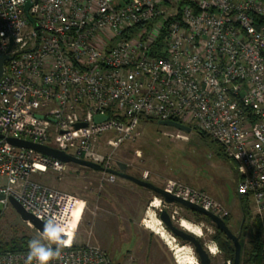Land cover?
Masks as SVG:
<instances>
[{"label":"built area","instance_id":"built-area-1","mask_svg":"<svg viewBox=\"0 0 264 264\" xmlns=\"http://www.w3.org/2000/svg\"><path fill=\"white\" fill-rule=\"evenodd\" d=\"M113 1L0 0V219L12 197L40 221L62 224L72 243L51 264L113 262L98 246L75 244L72 213L83 201L33 180L71 164L6 138L110 169L97 150L104 134L116 145L138 138L146 122L193 126L230 161L251 215L264 217V2ZM98 115L107 118L95 122ZM172 130L168 136L187 139ZM163 189L229 217L202 191L174 181ZM26 255L0 252V264H25Z\"/></svg>","mask_w":264,"mask_h":264},{"label":"rangeland","instance_id":"rangeland-1","mask_svg":"<svg viewBox=\"0 0 264 264\" xmlns=\"http://www.w3.org/2000/svg\"><path fill=\"white\" fill-rule=\"evenodd\" d=\"M121 4V0H114L112 7ZM138 131V138L116 145L114 141L109 143L113 133L104 134L97 149L104 158L102 164L138 179L147 174L144 180L159 188H164L168 181H174L206 193L229 211L227 226L235 236H239L240 224H244L242 242L247 248L250 225L260 217L251 215V205L243 199V207L249 212L247 218L244 217L242 203L236 193V174L219 145L208 137L200 136L193 126L191 132L186 134V140L168 136L174 134L173 130L157 125L156 121L140 124ZM105 178L106 175L102 172L72 164L62 173L48 171L46 174L33 176L34 181L83 201L84 206L78 210L79 214L72 213L76 222L75 244L100 247L113 264H177L173 251L166 242L144 225L148 220H159L161 210L170 215L173 211L177 212L172 219L174 225L178 226L183 219L203 231L200 242L205 247L214 245L216 249V255H210L211 264H230L224 260L212 241L213 228L200 222L194 213L179 206L177 209L174 206H164L154 193L134 184L121 182L120 179L108 183ZM154 198L161 202L158 209L149 206ZM161 226L163 227L162 223ZM166 233L172 237L167 231ZM13 235L39 238L38 233L23 222L9 205L0 219V236L8 241ZM172 238L175 245L188 246ZM191 253L196 264H199L190 248ZM242 258L245 255L241 254Z\"/></svg>","mask_w":264,"mask_h":264},{"label":"water","instance_id":"water-1","mask_svg":"<svg viewBox=\"0 0 264 264\" xmlns=\"http://www.w3.org/2000/svg\"><path fill=\"white\" fill-rule=\"evenodd\" d=\"M28 7H29V4H26L25 9L27 10ZM4 60H5V57L0 58V75L2 71V62ZM38 118H41V116H38ZM106 118L107 117L105 115H98L94 117V121L100 122V121L106 120ZM157 125L161 127L179 130L186 134H189L191 132V129L189 127L181 125L173 121H157ZM83 127H85L84 123H78L75 125L76 129L83 128ZM6 142L10 144L11 146H14L17 148L34 150L35 152H38L45 156H49L64 164L77 165V166L89 169L91 171H94V172H102V173H106L109 175H113L118 179L128 181L140 188L146 189L154 193L156 196H158L161 199V201H163L167 205L175 204L179 207L187 209L188 211L192 213H196L198 215H201L207 218L232 243L233 248H234L233 264H241V245L239 243L238 236H235L231 232V230L227 227L223 219L213 215L212 213L208 211H205L201 207L191 204L188 201H185L179 197L173 196L167 193L166 191H164L163 188H159L146 180L138 179L132 175L119 172L113 169H105L98 164L75 158L57 149L50 148V147L43 146V145L34 144L31 142H27V141L14 139V138H6ZM237 197L240 199L241 195L237 194ZM3 198L4 196L0 194V200H2ZM8 202H9V205L15 211V213L20 217V219L23 222L31 225L32 228L38 234H40V232L43 230L44 222L40 221L39 219L34 217L32 214L25 211L24 208L21 206V204L18 203L14 198L9 197ZM158 218L160 222L162 223L165 231L171 234L172 237L179 239L181 242L188 245L193 250L196 256L197 262L199 264H211L210 253L208 252L207 247H205L200 242L198 237L183 230L180 227V225L178 226L174 225L173 220L171 219L170 215L165 210H161L159 212Z\"/></svg>","mask_w":264,"mask_h":264},{"label":"trees","instance_id":"trees-1","mask_svg":"<svg viewBox=\"0 0 264 264\" xmlns=\"http://www.w3.org/2000/svg\"><path fill=\"white\" fill-rule=\"evenodd\" d=\"M264 2V0H259ZM198 133V132H196ZM202 137H207L202 133H198ZM221 150V149H220ZM222 152V150H221ZM242 203V212L245 218H247L248 211H246L245 207H243V198L239 200ZM197 219L200 222H204L209 224L213 228L212 241L217 246L219 252L223 255L224 260L233 264L234 257V248L232 243L220 232L211 222L196 213H194ZM229 217L225 218L224 221L226 225H228ZM240 234L238 236L239 243L241 245V254L245 255V258L241 259V263H252V264H264V218H256L250 225L249 232V247H244L243 245V231L245 226L243 223L240 224ZM228 227V226H227ZM32 239L31 237H27L25 235H13L10 240H4L0 236V252H22L26 251L28 246V241ZM179 240V239H178Z\"/></svg>","mask_w":264,"mask_h":264},{"label":"clouds","instance_id":"clouds-1","mask_svg":"<svg viewBox=\"0 0 264 264\" xmlns=\"http://www.w3.org/2000/svg\"><path fill=\"white\" fill-rule=\"evenodd\" d=\"M71 243L72 239L66 235L63 225L56 223L54 217H48L39 238L28 241L25 264H51L60 258L61 250L70 247Z\"/></svg>","mask_w":264,"mask_h":264},{"label":"bare ground","instance_id":"bare-ground-1","mask_svg":"<svg viewBox=\"0 0 264 264\" xmlns=\"http://www.w3.org/2000/svg\"><path fill=\"white\" fill-rule=\"evenodd\" d=\"M160 204H161V202L157 198H154L149 206L153 209H158L160 207ZM149 214H151V213H148V215ZM144 225H145L146 229H148L151 232H153L154 234L158 235L160 237V239H162L166 242L167 246H169L170 249L173 251L175 262L177 264H196L195 258L193 256H191L192 253L190 254V248L188 246H177V245H175L174 239L166 233L165 229L161 226L160 220H158L156 218L153 221L148 220V221H146V224H144ZM179 225L183 230L195 235L198 238H200L202 235L203 231L201 232V229L198 226L193 225L189 221L181 219L179 221ZM207 250L210 253V255H216V249H215L214 245L210 244L209 246H207Z\"/></svg>","mask_w":264,"mask_h":264},{"label":"crops","instance_id":"crops-1","mask_svg":"<svg viewBox=\"0 0 264 264\" xmlns=\"http://www.w3.org/2000/svg\"><path fill=\"white\" fill-rule=\"evenodd\" d=\"M231 164V163H230ZM232 166V165H231ZM233 168V167H232ZM233 170H234V168H233ZM234 173L236 174V172H235V170H234ZM236 177H237V174H236ZM142 178V177H141ZM118 179V178H117ZM119 180V179H118ZM120 181L121 182H125V183H130V182H128V181H125V180H122V179H120ZM237 182V181H236ZM130 184H132V183H130ZM236 193H237V191H236ZM238 198V197H237ZM239 199V198H238ZM240 200V199H239ZM226 208V207H225Z\"/></svg>","mask_w":264,"mask_h":264}]
</instances>
